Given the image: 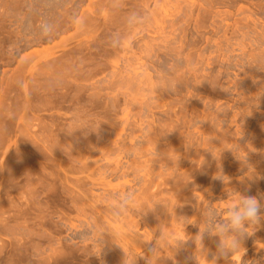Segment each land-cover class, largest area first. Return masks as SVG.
I'll return each mask as SVG.
<instances>
[{
    "label": "rangeland",
    "instance_id": "374dc122",
    "mask_svg": "<svg viewBox=\"0 0 264 264\" xmlns=\"http://www.w3.org/2000/svg\"><path fill=\"white\" fill-rule=\"evenodd\" d=\"M235 192L264 205V0H0V264H203ZM240 242L217 264H264V220Z\"/></svg>",
    "mask_w": 264,
    "mask_h": 264
},
{
    "label": "clouds",
    "instance_id": "9594fccd",
    "mask_svg": "<svg viewBox=\"0 0 264 264\" xmlns=\"http://www.w3.org/2000/svg\"><path fill=\"white\" fill-rule=\"evenodd\" d=\"M40 27L43 35H48L51 31V26L48 23H42ZM165 83L168 84L167 81H165ZM101 123L82 128H88L95 131ZM232 194L236 197L235 202L225 208L222 213L219 214V218L214 212L207 214L209 219H207L204 225L200 228V233L197 237L198 241H201L202 236L205 233L219 238L218 251L220 255L213 256L211 260L207 259L208 253L203 250V245L201 243V252L199 256L201 257L203 264H217V260L220 256L224 257L229 253L232 254L231 258L239 254L241 259L245 251L240 242L241 238L245 235H251L256 226L260 224L261 220H264V215H261V208L264 207V205H261L256 197L244 196L237 192ZM111 200L110 209L111 215L114 219L132 216L133 213H140L146 208L138 204L137 193L134 189H125L122 193H116L112 196ZM213 221H215L214 225L212 223ZM102 241L103 237L100 233L95 240V244L99 248V253L101 251ZM135 256L136 255H132L128 264H134ZM249 264H258V262L252 261L249 262Z\"/></svg>",
    "mask_w": 264,
    "mask_h": 264
}]
</instances>
